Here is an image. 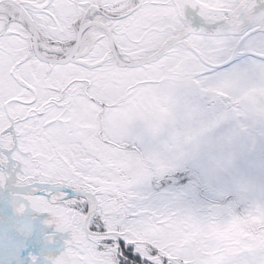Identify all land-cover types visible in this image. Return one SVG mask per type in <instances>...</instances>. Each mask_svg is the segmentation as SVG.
<instances>
[{
  "label": "snow or ice",
  "instance_id": "snow-or-ice-1",
  "mask_svg": "<svg viewBox=\"0 0 264 264\" xmlns=\"http://www.w3.org/2000/svg\"><path fill=\"white\" fill-rule=\"evenodd\" d=\"M0 264H264V0H0Z\"/></svg>",
  "mask_w": 264,
  "mask_h": 264
}]
</instances>
